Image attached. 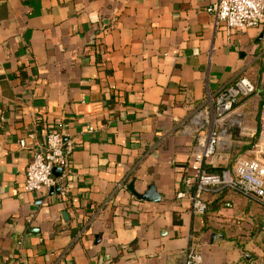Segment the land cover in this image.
I'll use <instances>...</instances> for the list:
<instances>
[{"label":"crops","instance_id":"1","mask_svg":"<svg viewBox=\"0 0 264 264\" xmlns=\"http://www.w3.org/2000/svg\"><path fill=\"white\" fill-rule=\"evenodd\" d=\"M216 1L0 0V264H183L190 249L204 264H260L258 202L231 194L200 216L175 199L195 145L181 124L208 93L247 77L243 153L257 134L264 23L228 36L207 11ZM53 128L75 147L65 201L23 189ZM131 181L160 200L137 199Z\"/></svg>","mask_w":264,"mask_h":264},{"label":"built area","instance_id":"2","mask_svg":"<svg viewBox=\"0 0 264 264\" xmlns=\"http://www.w3.org/2000/svg\"><path fill=\"white\" fill-rule=\"evenodd\" d=\"M207 11L215 28L228 36L242 28L264 23V0H217ZM256 92L254 84L245 76H237L214 92L182 122V131L195 140L189 166L175 192L177 201H186L195 215L207 209L205 195L231 190L264 206V103L259 112L255 141L242 156L228 166L230 148L235 136L245 134V115L239 109L242 100ZM2 120V117H0ZM19 145L25 148L24 140ZM74 144L64 140L58 129H50L43 140L32 147L31 159L24 174L25 192L41 193L58 187V198L68 199L64 182L71 171ZM60 168L59 177L53 175ZM220 168L213 173L208 169ZM231 207V203H226ZM183 264H204L200 253L190 249Z\"/></svg>","mask_w":264,"mask_h":264},{"label":"trees","instance_id":"3","mask_svg":"<svg viewBox=\"0 0 264 264\" xmlns=\"http://www.w3.org/2000/svg\"><path fill=\"white\" fill-rule=\"evenodd\" d=\"M263 103H264V98H262L259 101L258 110L261 109ZM238 138H240V137H237V140H239ZM238 148H239V151L240 152H244V150H245L246 147L244 145L239 146L237 143H234L231 146V148H230V157L232 156V154L234 153V151H236ZM228 166H230V165H228ZM208 170L210 172L216 173V172H219L220 171V168H210ZM231 194L240 195V194H238V193H236L234 191H231V190H222V191H219V192H216V193L209 194V199H206L207 209H206V212H205L204 215L206 216L210 211H213L214 212L217 209H219L220 207L226 206V203H228V202L231 201L230 198H229V196ZM261 206L264 208L263 205H261ZM258 228H260V244L262 245L263 250H264V221L259 224Z\"/></svg>","mask_w":264,"mask_h":264},{"label":"water","instance_id":"4","mask_svg":"<svg viewBox=\"0 0 264 264\" xmlns=\"http://www.w3.org/2000/svg\"><path fill=\"white\" fill-rule=\"evenodd\" d=\"M52 173L55 177H59L61 174V169L58 167L54 168ZM54 189L58 190V187L56 186ZM127 189L130 191V193H132L139 200L155 201V202L160 200V195L156 192V189L152 185H149L143 193H137L134 190V181H131L127 185ZM215 236H216V234H212L211 238L213 239V238H215Z\"/></svg>","mask_w":264,"mask_h":264},{"label":"rangeland","instance_id":"5","mask_svg":"<svg viewBox=\"0 0 264 264\" xmlns=\"http://www.w3.org/2000/svg\"><path fill=\"white\" fill-rule=\"evenodd\" d=\"M254 119H255V118H254ZM251 126H252L251 123L246 124V127H247V128H250ZM252 127H253V126H252ZM243 132H244V133L246 132V128L244 129ZM238 145L241 146V145H243V144L238 143ZM243 154H244V153H243V152H240V151H239V148H238L236 151H234V153L232 154V156L229 158L228 165L233 164L234 160H235L238 156H242ZM260 264H264V256H262V260L260 261Z\"/></svg>","mask_w":264,"mask_h":264}]
</instances>
